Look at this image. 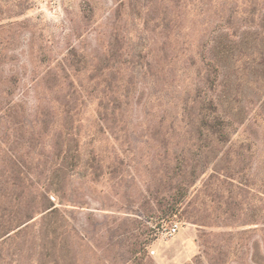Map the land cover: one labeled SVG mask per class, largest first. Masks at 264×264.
<instances>
[{"label":"rangeland","instance_id":"obj_1","mask_svg":"<svg viewBox=\"0 0 264 264\" xmlns=\"http://www.w3.org/2000/svg\"><path fill=\"white\" fill-rule=\"evenodd\" d=\"M263 12L0 0V264H264ZM213 57L225 142L196 125Z\"/></svg>","mask_w":264,"mask_h":264},{"label":"trees","instance_id":"obj_2","mask_svg":"<svg viewBox=\"0 0 264 264\" xmlns=\"http://www.w3.org/2000/svg\"><path fill=\"white\" fill-rule=\"evenodd\" d=\"M180 1L182 0H179V2ZM259 5H262L263 8L262 3ZM257 21V25H259L261 30L260 34H262L261 40H264V12L257 16ZM228 27L232 28V26ZM223 35V33L219 34L216 38L211 40L212 44H209L211 48H209L208 51L217 50ZM204 61V75L202 80H200L202 84L199 86L197 94L200 99V113L198 114V123H196V125L198 124L197 127L199 130L207 132V136L213 141L225 142L231 137L230 126L232 120L221 112L223 95L228 86L226 80H222V75L231 60H217L213 57L210 60ZM261 63H264V60H262ZM225 77L230 78V75L229 77L225 75ZM70 150H72V148H70ZM70 150H67V154ZM183 187H189V185L186 184ZM178 204V202H175L170 209L165 210L161 214L160 219L162 223L174 219L175 215L180 212V206ZM56 208V205L52 203L48 210L51 209L49 211H55Z\"/></svg>","mask_w":264,"mask_h":264},{"label":"built area","instance_id":"obj_3","mask_svg":"<svg viewBox=\"0 0 264 264\" xmlns=\"http://www.w3.org/2000/svg\"><path fill=\"white\" fill-rule=\"evenodd\" d=\"M177 231H178L177 225L170 227V229L168 230L170 235H174Z\"/></svg>","mask_w":264,"mask_h":264}]
</instances>
